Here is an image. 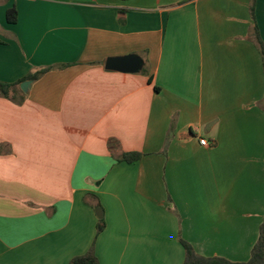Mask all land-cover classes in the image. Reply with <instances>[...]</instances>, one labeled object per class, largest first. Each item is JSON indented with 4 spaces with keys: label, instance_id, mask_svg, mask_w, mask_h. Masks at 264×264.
<instances>
[{
    "label": "crops",
    "instance_id": "0c3cea01",
    "mask_svg": "<svg viewBox=\"0 0 264 264\" xmlns=\"http://www.w3.org/2000/svg\"><path fill=\"white\" fill-rule=\"evenodd\" d=\"M251 4L0 0V82L18 84L0 94V264H70L93 245L100 264H183L181 240L250 260L264 219ZM128 55L139 72L106 70Z\"/></svg>",
    "mask_w": 264,
    "mask_h": 264
},
{
    "label": "trees",
    "instance_id": "16d2710c",
    "mask_svg": "<svg viewBox=\"0 0 264 264\" xmlns=\"http://www.w3.org/2000/svg\"><path fill=\"white\" fill-rule=\"evenodd\" d=\"M251 13L252 17L255 18V0H252L251 4ZM7 20L9 23H16L18 21V11L17 9L11 8L7 11ZM255 42L258 45L260 53L262 55L263 64H264V42L262 41L258 29L255 34ZM52 68H43L38 72L31 73L27 79L28 80H37L41 75L50 71ZM18 89V84H8L4 82H0V94L4 97H8L11 91H15ZM260 106L264 109V101L260 103ZM142 158V154L137 152H125L121 155L120 161H124L127 163H136ZM103 224V221H101ZM182 246L185 250V260L183 264H264V219L260 226V234L258 241L254 245L251 253V258L247 262H232L225 258L220 257H203L197 254L194 247L184 241L181 240ZM70 264H100L99 259L95 253V246L85 255L74 257Z\"/></svg>",
    "mask_w": 264,
    "mask_h": 264
},
{
    "label": "water",
    "instance_id": "95a60500",
    "mask_svg": "<svg viewBox=\"0 0 264 264\" xmlns=\"http://www.w3.org/2000/svg\"><path fill=\"white\" fill-rule=\"evenodd\" d=\"M105 67L109 72L136 73L140 71L142 62L138 56L128 55L120 58H109ZM31 83L32 81L24 82L21 89L26 92ZM98 216L102 218V214L98 213Z\"/></svg>",
    "mask_w": 264,
    "mask_h": 264
},
{
    "label": "built area",
    "instance_id": "2783aa9c",
    "mask_svg": "<svg viewBox=\"0 0 264 264\" xmlns=\"http://www.w3.org/2000/svg\"><path fill=\"white\" fill-rule=\"evenodd\" d=\"M200 144L202 146H205V147L210 146V144L208 143V141L206 139H203V138L200 140Z\"/></svg>",
    "mask_w": 264,
    "mask_h": 264
}]
</instances>
